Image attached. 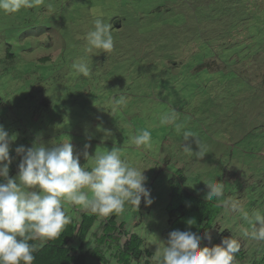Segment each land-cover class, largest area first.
Instances as JSON below:
<instances>
[{"label":"rangeland","instance_id":"obj_1","mask_svg":"<svg viewBox=\"0 0 264 264\" xmlns=\"http://www.w3.org/2000/svg\"><path fill=\"white\" fill-rule=\"evenodd\" d=\"M189 1L30 0L16 12L0 8V125L15 136L12 176L21 159L18 146L69 139L86 169L111 149L146 168L154 202L126 205L116 220L142 239L153 264L166 244L168 179L181 167L189 191L222 182L223 199L240 206L231 210L218 201L212 240L202 239L201 246L216 245L224 231L240 242L235 264H264V241L243 235L244 229L251 233L256 213L264 214V4L232 13L225 1L200 9ZM97 18L112 26L111 53L88 52L87 34ZM206 27L249 40L217 47L205 58ZM76 64L88 65L90 75L78 73ZM165 116L172 122L162 123ZM142 130L151 140L136 147L132 138ZM185 132L193 137L185 140ZM64 208L70 218L86 211L67 201ZM96 215L98 223L105 220ZM85 242L88 249L95 244L90 233ZM100 251L117 264L110 248Z\"/></svg>","mask_w":264,"mask_h":264},{"label":"clouds","instance_id":"obj_2","mask_svg":"<svg viewBox=\"0 0 264 264\" xmlns=\"http://www.w3.org/2000/svg\"><path fill=\"white\" fill-rule=\"evenodd\" d=\"M22 6H30V0H0V8L11 13ZM111 25L103 19L94 21V30L87 34L88 52L98 55L114 51ZM96 50L93 52V50ZM85 77L90 75L86 64L74 65ZM165 116L162 123H171ZM193 137L185 132L184 139ZM15 136L0 125V264H33L34 253L48 241L61 236L71 218L66 214L64 202L79 205L82 210L107 218L121 214L126 205L139 208L141 201L151 205L154 200L146 187V168L130 165L119 152L111 149L94 156V166H81L78 154H74L70 139L51 147L34 144L25 149L18 146L15 152L21 157L16 176L9 175V166L15 157L10 156V144ZM151 133L142 130L132 138L136 147L146 145ZM87 148L88 145H85ZM185 149L191 151L188 146ZM200 158L204 153H199ZM84 156H89L84 152ZM205 199L217 200L231 210H237L238 201L224 198L222 182L207 184ZM89 192L91 196H89ZM188 225L195 221L189 219ZM244 236L264 241V214L256 213L252 231L243 230ZM212 240L210 232L203 236L190 230H173L166 244L154 256L153 264H235V254L240 251L236 238H222L219 244L201 246V240ZM39 241V244L32 241Z\"/></svg>","mask_w":264,"mask_h":264},{"label":"trees","instance_id":"obj_3","mask_svg":"<svg viewBox=\"0 0 264 264\" xmlns=\"http://www.w3.org/2000/svg\"><path fill=\"white\" fill-rule=\"evenodd\" d=\"M212 3L201 2V5L190 0V8H211L217 7L218 1H225L226 9L232 10V13L237 10L248 8V4L255 8L257 5L264 4L261 0H209ZM233 21L229 26L236 24ZM208 27L204 29L209 39H204L202 49L204 57L215 50L233 48L237 45L236 40L247 42L249 38L242 34L220 33L215 34L208 32ZM212 44V45H211ZM221 44H225L221 46ZM214 46V47H213ZM201 64V63H200ZM241 83L244 81L241 79ZM15 167L9 166V175L12 176ZM185 175L182 168H175V172L168 179L169 200L166 205L167 212V227L164 233V239L167 241L168 234L173 230H190L203 236L206 231L210 232L213 221L219 212L220 205L217 200L208 201L205 195L208 189H202L195 193L184 187ZM117 214L105 218L99 222L96 214L83 211L80 213L78 220L71 218V222L66 226L63 233L57 239L48 241L43 247H40L35 253L33 264H86L87 258L97 261L99 264H109L108 259L100 251V246L105 245L110 248V256L114 258L117 264H149L151 252L143 246L142 239L134 232L127 231L124 228L123 222H117ZM193 219L194 225H188L187 221ZM98 224L97 230H93ZM93 237L96 246L91 249L84 250L83 246L86 243L88 234ZM124 238V240H122ZM222 238H226L225 232L222 231L215 241L220 243ZM107 241V242H106ZM110 241V242H109ZM39 244V241H32ZM108 243V244H107ZM111 246L113 247L111 249ZM112 250V251H111ZM236 255L240 256L239 253ZM237 256V257H238Z\"/></svg>","mask_w":264,"mask_h":264},{"label":"crops","instance_id":"obj_4","mask_svg":"<svg viewBox=\"0 0 264 264\" xmlns=\"http://www.w3.org/2000/svg\"><path fill=\"white\" fill-rule=\"evenodd\" d=\"M76 214H78V212H77ZM79 215H80V214H79ZM75 219L78 220V218H75ZM94 243H95V244L93 245V247L96 246V242H94ZM93 247H92V248H93ZM83 248H84V250H88V246L85 245V244H84ZM99 248H100V247H99ZM87 260H88V258H87ZM90 260H93V259H90ZM93 261H94V264H99L97 261H95V260H93ZM86 262H87V261H86ZM132 264H140V263H133V262H132Z\"/></svg>","mask_w":264,"mask_h":264}]
</instances>
